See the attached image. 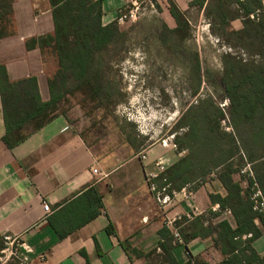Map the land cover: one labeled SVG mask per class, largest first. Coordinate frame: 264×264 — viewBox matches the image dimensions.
<instances>
[{
    "label": "crops",
    "instance_id": "1",
    "mask_svg": "<svg viewBox=\"0 0 264 264\" xmlns=\"http://www.w3.org/2000/svg\"><path fill=\"white\" fill-rule=\"evenodd\" d=\"M122 4L123 0H103L104 25L118 21ZM12 10L14 34L0 40V65L12 82L36 77L42 100L48 101V80L59 69L58 57L51 48L28 50L26 44L54 33L52 6L49 0H15ZM77 105L79 115L73 108L57 112L9 148L3 140L0 93V235L22 242L25 264H170L159 233L168 220L179 217L185 220L180 230L189 241L171 248L175 264H264V226L259 218L254 224L260 236L244 233L231 244L218 240L222 222L231 229L238 225L229 208L210 199V194L227 196L218 177L183 187L193 193L189 200L183 197V188L173 191L172 202L162 207L147 176L157 172L159 161L170 170L184 153L164 145L137 149L118 128L104 137L88 136L77 120L90 116ZM91 127L95 126L91 124L87 132ZM95 198L99 203L93 206ZM44 203L49 205L48 214ZM94 210L97 216L87 220ZM54 224L66 233L64 238ZM195 233L197 237L191 238Z\"/></svg>",
    "mask_w": 264,
    "mask_h": 264
},
{
    "label": "trees",
    "instance_id": "2",
    "mask_svg": "<svg viewBox=\"0 0 264 264\" xmlns=\"http://www.w3.org/2000/svg\"><path fill=\"white\" fill-rule=\"evenodd\" d=\"M15 0H0V10L7 8V13L0 12V20L12 17ZM52 6L54 33L29 40L28 50L51 48L58 57L59 69L48 80L50 99L43 101L36 77L12 82L5 66L0 65V93L2 98L6 134L4 142L13 148L25 138L27 127L39 124L31 130H38L49 122L58 108L70 95L80 90H89L95 97L105 92L111 100L115 94L112 84L108 83L102 91V68L105 62L102 56L108 49L124 44L125 35L118 23H103V0H49ZM205 9V16L210 21L213 33L224 37L232 48L246 51L249 59L244 60L231 55L223 57L222 85L230 101L232 133L222 131L220 124L225 119L223 112L209 103L205 108L191 107L181 118L182 128H187L186 135L179 138L181 151L188 155L179 159L168 171L166 181L160 185L163 176L156 181L161 188L172 186L168 193L180 191L192 183L191 175L196 180L204 178L206 170L212 165L221 168L218 179L227 190V196L210 194L213 203L222 208H229L238 221L236 229H231L227 222H222L220 242H229L244 233L252 232V237L261 235L255 226L259 218L264 226V213L253 209L251 187L256 181L264 196V0H208L200 3ZM233 8L229 10V8ZM170 14L181 26L184 21L175 6L169 8ZM240 20L242 27L231 28V23ZM13 23V20L11 19ZM220 32V33H219ZM11 33L0 35V40ZM47 113L51 114L48 116ZM45 117V119H43ZM132 143L131 141H129ZM188 143V144H187ZM230 144L228 147L227 144ZM133 144V143H132ZM187 144L183 147V145ZM202 154V157H201ZM250 165L254 178L241 175V169ZM194 171V172H193ZM237 176H240L239 178ZM206 182V181H204ZM99 203L95 198L93 206ZM93 211L87 220L97 216ZM202 218L196 219L199 222ZM185 222L183 220L178 223ZM60 238H64L58 226L54 224ZM185 243L189 241L180 230ZM165 242L160 247L166 253L170 264L173 262L171 248L176 245L169 229L160 231ZM192 234L191 238H196ZM0 249H4V238L0 235ZM1 264V263H0ZM5 264H13L7 262ZM19 264V263H16ZM191 264V263H187Z\"/></svg>",
    "mask_w": 264,
    "mask_h": 264
},
{
    "label": "rangeland",
    "instance_id": "3",
    "mask_svg": "<svg viewBox=\"0 0 264 264\" xmlns=\"http://www.w3.org/2000/svg\"><path fill=\"white\" fill-rule=\"evenodd\" d=\"M203 1L208 2L129 0L126 3L123 0L117 23L125 35L124 44L108 49L102 56L106 65L101 71L102 91L108 90L104 84L108 86L111 83L109 87H112L114 98L106 99L105 92L95 97L89 90H80L68 96L58 111L73 108L79 115L82 111L79 104L90 117L79 118L78 128L88 136L104 137L118 128L137 149L164 145L167 150L184 153L185 156L188 151H181L177 141L184 139L188 131L182 128L184 122L181 118L191 107L205 108L207 104L214 103L225 117L220 124L222 131L232 133L230 101L221 83L223 57L231 55L248 60L249 56L246 51L232 48L224 37L213 33L205 9L200 5ZM172 5L182 15L184 24L181 26L171 18L169 8ZM0 12L7 13L8 9ZM11 19L5 17L0 20V35L14 34ZM240 23V20L233 21L231 28L239 29ZM49 115L47 113L46 116ZM91 124L95 126L91 127L94 130L87 132ZM34 125L26 130L34 128ZM246 167L252 174L250 165ZM168 171L163 173L160 185L166 181ZM206 172L208 174L198 180L194 177L196 175H191L193 182L190 186L218 177L221 168L212 165ZM241 175L245 180L246 175ZM246 177L254 178L253 174ZM163 188L168 194L172 186L167 184L160 189ZM14 245L4 244V249H0L1 264H20L19 258L13 254Z\"/></svg>",
    "mask_w": 264,
    "mask_h": 264
},
{
    "label": "built area",
    "instance_id": "4",
    "mask_svg": "<svg viewBox=\"0 0 264 264\" xmlns=\"http://www.w3.org/2000/svg\"><path fill=\"white\" fill-rule=\"evenodd\" d=\"M126 3L129 2V0H124ZM133 1V0H131ZM142 160L146 159V156L143 155L141 157ZM157 167V172H152L149 173L147 176V181H148V185L150 190L154 193L155 198L157 200L158 203H160V205H162V207H165L166 205H169L172 202V198L176 195L172 193V195H169L167 193H165V188L163 189H159L158 186L155 183V180L157 178H159L166 170V164L164 161H159L156 164ZM93 173L97 174V170L93 169ZM242 174H245L246 176H252V174L250 173V170L248 167L244 168L241 171ZM251 201L253 202V209L254 211L258 212V213H264V196L262 194V191L260 190L257 182L254 181L252 187H251ZM181 193L183 194V197L186 200L191 199V197L193 196V193L189 190H187L186 188H183ZM43 209L46 212V214L50 213V208L48 204H43ZM184 219L179 217L178 219H174V220H168L167 221V228L170 230L171 236L174 239V243L175 244H185L181 234H180V230L177 226V224L179 222H182ZM5 244L6 245H14L16 247H13V254L16 255L19 260H20V264H25L26 259L25 257H22L20 255V246L22 245V242L19 239H15V238H11L9 236H3Z\"/></svg>",
    "mask_w": 264,
    "mask_h": 264
}]
</instances>
